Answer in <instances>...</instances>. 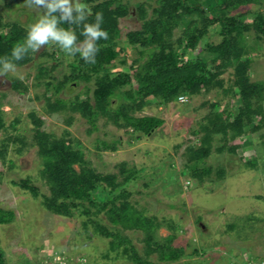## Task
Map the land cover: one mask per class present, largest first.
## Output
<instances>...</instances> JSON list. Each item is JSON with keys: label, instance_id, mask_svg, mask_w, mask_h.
I'll return each mask as SVG.
<instances>
[{"label": "trees", "instance_id": "obj_1", "mask_svg": "<svg viewBox=\"0 0 264 264\" xmlns=\"http://www.w3.org/2000/svg\"><path fill=\"white\" fill-rule=\"evenodd\" d=\"M148 1L154 5L148 6L146 1L85 0L92 11L88 22L94 21L97 12H102V27L108 31L109 38L98 41L100 51L95 64H86L79 56L68 58L55 46L56 56L52 54L55 64L51 68L66 58L68 73L56 78L46 67L38 68L36 79L39 83L44 79L42 84L46 91L53 90L56 96L53 100L45 96V111L48 114L78 113L90 126V132L97 129L99 119H104L141 137L163 124L157 117L133 114L147 106L149 98L168 105L184 103L213 90L220 92L222 98L228 100L221 107V98L217 99L210 112L202 117L199 126L204 135L198 139V146L186 149L188 162L181 170L186 177L202 181L211 172L205 160L212 151L214 136H221L220 152L226 149L234 153L238 146L228 147L230 141L264 129V80L253 81L250 74L252 54L264 49V9H259L264 8V0ZM247 6L258 9L240 11ZM133 16L141 22L139 28L122 33L120 21ZM26 29L17 22L0 18V56L8 55L11 48L24 39ZM176 31L180 34L175 39ZM211 31L220 37L217 43L210 40ZM76 32L82 41L80 29ZM129 50L138 57L128 66ZM32 54L29 52L16 62L17 66L31 62ZM227 70H231L232 79L226 86L221 75ZM81 83L84 85L80 92L85 94V99L81 100L78 95L70 99L57 96ZM12 88L19 94L27 90L17 79L12 80ZM179 97H184L185 101L179 102ZM29 117L34 125L30 147L37 148L41 160L39 176L48 193L42 194L29 179L12 182L13 185L40 199L49 213L85 218V227L92 226L95 235L109 238L110 250L122 248L123 256L134 264L153 263L136 255L123 230L140 231L147 254L156 252L160 260L177 261L184 256L183 248L173 246L175 236L158 241L156 233L161 224L156 217L146 216L129 201L132 192L127 187L139 178L141 170L122 163L119 174L101 173L85 157L80 144L68 137L67 131L54 136L41 129V118L33 113ZM3 128L0 116V129ZM8 141L17 154H21L27 144L25 138L18 135L9 137ZM118 144L119 141H99L96 149L113 152ZM0 156L5 157V149L0 150ZM247 165L253 166L250 162ZM12 218V212L0 209V224L9 223ZM104 219L111 228L103 223ZM0 264H6L1 250Z\"/></svg>", "mask_w": 264, "mask_h": 264}, {"label": "rangeland", "instance_id": "obj_2", "mask_svg": "<svg viewBox=\"0 0 264 264\" xmlns=\"http://www.w3.org/2000/svg\"><path fill=\"white\" fill-rule=\"evenodd\" d=\"M138 1L154 5L152 1L132 0ZM256 9L247 6L240 11ZM132 12L135 16L133 9ZM37 15L38 10L27 7L24 1L0 0L3 21L17 22L27 28ZM134 16L120 21L122 33L139 28L141 22ZM179 34L176 31L174 38ZM210 34L211 41L220 40L213 31ZM56 50L54 45L45 46L32 54L31 62L17 66L15 74L0 77V116L4 122V128L0 129V150L5 149V157L0 156V209L13 214L11 222L0 224V250L6 264H38L45 248L71 259L82 257L90 264H134L123 256L122 248L110 250L109 238L95 235L92 226L85 227V218L49 213L40 199L12 184L29 179L42 194L48 193L39 176L41 160L37 148L30 147L34 127L31 113L42 119L41 129L45 132L61 136L67 131L97 171L119 174L122 163L141 170L139 178L127 187L132 192L129 201L146 216L156 217L161 224L156 239L162 241L174 235L173 246L183 248L184 256L177 261L160 260L156 252L147 254L140 231L123 230L138 257L153 264H230L232 259L246 254L264 257V129L230 141L228 147L238 146L234 153L226 149L220 152L221 136H214L212 151L205 160L206 167L211 168L210 174L202 181L190 179L181 172L188 162L186 149L198 146V139L204 135L199 125L211 105L221 98L223 107L228 100L222 98V93L213 90L187 102L168 105L149 98L147 106L133 113L163 120L148 136L137 137L130 129L104 119H99L97 129L90 132V126L78 113L45 111V96L52 100L56 96L53 90L46 91L44 79L40 83L36 79L38 68L46 67L56 78L68 73L66 58L51 68ZM126 56L129 66L137 54L129 50ZM252 60L251 80H264V49L254 52ZM221 78L227 86L232 79L231 70ZM14 79L27 87L24 94L12 88ZM83 85L57 96L70 99L78 95L83 100L85 94L80 92ZM14 135L24 137L27 143L21 154L8 141ZM99 141H119L118 148L99 152L96 149ZM248 162L254 167L247 165ZM220 172L222 175L218 176ZM103 223L111 228L105 219Z\"/></svg>", "mask_w": 264, "mask_h": 264}, {"label": "clouds", "instance_id": "obj_3", "mask_svg": "<svg viewBox=\"0 0 264 264\" xmlns=\"http://www.w3.org/2000/svg\"><path fill=\"white\" fill-rule=\"evenodd\" d=\"M24 4L38 10V15L28 25L24 39L17 42L8 55L0 56V77L15 74L16 62L48 45L56 46L68 58L79 56L86 64L96 63L100 51L98 41L109 38L108 31L102 27V12H97L94 21L88 22L92 11L85 0H24ZM64 24L69 27H62ZM76 29H80L82 41Z\"/></svg>", "mask_w": 264, "mask_h": 264}, {"label": "built area", "instance_id": "obj_4", "mask_svg": "<svg viewBox=\"0 0 264 264\" xmlns=\"http://www.w3.org/2000/svg\"><path fill=\"white\" fill-rule=\"evenodd\" d=\"M179 102L185 101L184 97L178 98ZM44 254L41 261L38 264H90L86 259L79 258H68L63 254L53 251L51 249H43ZM230 264H264V257L252 256L251 254H246L241 256V258H235L230 261Z\"/></svg>", "mask_w": 264, "mask_h": 264}]
</instances>
